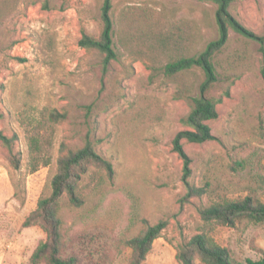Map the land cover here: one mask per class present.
I'll list each match as a JSON object with an SVG mask.
<instances>
[{"label":"rangeland","instance_id":"obj_1","mask_svg":"<svg viewBox=\"0 0 264 264\" xmlns=\"http://www.w3.org/2000/svg\"><path fill=\"white\" fill-rule=\"evenodd\" d=\"M101 5L102 0H0V130L12 139L10 147L0 142V264H31L45 232L23 221L50 192L59 156L86 140L112 171L87 164L79 180L82 201H61L65 252L76 253L80 264H128L125 240L161 220L165 228L140 264H178L176 245L202 229L200 206L248 194L264 202V44L229 31L224 55L243 51L246 64L225 72L230 78L222 77L208 92L221 98L217 118L207 122L213 138L181 139L186 175L172 142L187 128L181 121L190 108L179 91L183 80L151 75L148 59L117 43V24L116 58L107 65L101 52L80 46L83 34L99 37ZM128 6L191 26L194 50L217 36L210 1L111 0L112 20ZM229 10L244 27L264 35V0H232ZM194 71L184 77L193 84L188 95L198 93L203 79ZM51 110L66 112L52 123L51 162L29 172L26 130ZM188 185L201 193L189 195ZM213 230L234 262L257 260L264 251V222L243 219Z\"/></svg>","mask_w":264,"mask_h":264},{"label":"trees","instance_id":"obj_2","mask_svg":"<svg viewBox=\"0 0 264 264\" xmlns=\"http://www.w3.org/2000/svg\"><path fill=\"white\" fill-rule=\"evenodd\" d=\"M215 5L214 21L217 36L205 43L202 48L194 50L195 37L191 26L180 24L171 16L154 15L146 7L128 6L123 8L117 16L116 22L111 17V0H102L101 19L102 30L98 38L83 34L78 44L86 49H96L103 54V65L116 58L114 49V25L117 24L116 40L120 47L139 58H146L151 62V75L157 72L165 77L177 81L183 80L179 91L190 99V108L182 117L186 129L178 131L172 142L173 149L184 159V174L188 175V158L182 148L181 139L188 142L201 143L212 139L208 121L217 118V104L221 98L208 95L214 84L224 77L229 79L227 71H234L245 66L246 57L243 51L233 50L224 55L223 50L232 30L249 41L264 44V35H258L244 27L231 13L232 0H204ZM199 70L203 76L198 85L196 95H188L193 84L184 80L187 73ZM264 77V67L262 68ZM228 94V90L225 91ZM65 113L51 110L43 119L26 130L28 142L27 166L29 172H35L51 162V148L53 143L52 123L59 122ZM30 126V125H29ZM0 142L10 147L12 139L0 130ZM65 150V145H61ZM10 149V148H9ZM15 167L19 160L11 157ZM102 165L109 172L112 171L108 159L104 158L93 144L86 140L75 149H66L57 160V171L50 181V192L42 195L37 206L24 219L23 226L39 224L45 232V239L34 248L31 264H80L76 253L65 252V243L61 233L63 221L60 217L61 201L77 205L82 201L79 190L80 174L85 172L87 164ZM198 188L188 185V194H200ZM198 214L202 220V229L188 239L176 245L175 258L178 264H264V251L257 260L247 259L244 263L234 262L228 248L216 242L212 233L216 225L235 226L243 219L255 223L264 222V202L254 195L248 194L242 198L229 199L220 197L211 201L209 205L200 206ZM166 221H159L147 226L142 233L125 240L130 249L128 264H140L147 256L152 242L160 236Z\"/></svg>","mask_w":264,"mask_h":264}]
</instances>
